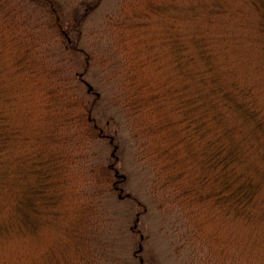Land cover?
Here are the masks:
<instances>
[{"label": "trees", "instance_id": "trees-1", "mask_svg": "<svg viewBox=\"0 0 264 264\" xmlns=\"http://www.w3.org/2000/svg\"><path fill=\"white\" fill-rule=\"evenodd\" d=\"M117 1L85 34L78 7L0 0V264H114L96 83L192 261L264 264V0Z\"/></svg>", "mask_w": 264, "mask_h": 264}, {"label": "rangeland", "instance_id": "rangeland-1", "mask_svg": "<svg viewBox=\"0 0 264 264\" xmlns=\"http://www.w3.org/2000/svg\"><path fill=\"white\" fill-rule=\"evenodd\" d=\"M90 1L60 0L68 10L78 7L80 14L87 12L86 18L82 19L85 34L101 19L103 12L118 2L104 0L99 7L95 5L89 10L86 3ZM89 72L88 76L93 71ZM87 78L90 82V77ZM96 84L98 89L94 93L103 95V99L98 101L94 115L98 124L113 137V141L104 140L97 150H103L101 160H107L112 155V160L117 161V167L125 178L119 188L120 193L107 197L104 202L107 217L104 247L115 258L114 264H200V260L192 261L191 257L195 254L188 241L191 234L195 236L194 224L190 225L189 217L183 211L160 204L152 195L149 172L139 161L138 149L122 112L107 98L109 94L103 86ZM109 142L113 144L109 145Z\"/></svg>", "mask_w": 264, "mask_h": 264}, {"label": "water", "instance_id": "water-1", "mask_svg": "<svg viewBox=\"0 0 264 264\" xmlns=\"http://www.w3.org/2000/svg\"><path fill=\"white\" fill-rule=\"evenodd\" d=\"M90 89H92V87H90Z\"/></svg>", "mask_w": 264, "mask_h": 264}]
</instances>
